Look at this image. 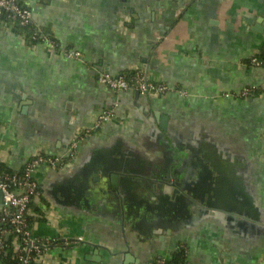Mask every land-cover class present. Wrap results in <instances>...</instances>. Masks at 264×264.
<instances>
[{"label":"crops","instance_id":"0c3cea01","mask_svg":"<svg viewBox=\"0 0 264 264\" xmlns=\"http://www.w3.org/2000/svg\"><path fill=\"white\" fill-rule=\"evenodd\" d=\"M19 1L59 49L0 22V162L58 157L34 172L32 234L83 238L38 264H155L182 247L191 264H264V0ZM101 72L169 91H114Z\"/></svg>","mask_w":264,"mask_h":264},{"label":"built area","instance_id":"2783aa9c","mask_svg":"<svg viewBox=\"0 0 264 264\" xmlns=\"http://www.w3.org/2000/svg\"><path fill=\"white\" fill-rule=\"evenodd\" d=\"M3 14H7L11 20L18 21L23 27L34 25L32 11L21 5L19 0H0V16ZM39 34L41 42L48 45L49 49H59L56 40L46 34ZM63 53L67 57L83 61V55L79 51L65 49ZM251 62L254 66H263V62L256 57ZM98 82L114 91L138 92L143 96L150 94L163 96L169 91L166 84L149 81L138 72L119 76L101 72L98 75ZM251 95L252 92L249 89H245L241 94L242 97ZM113 114L112 111L103 112L100 121L111 118ZM59 162L58 157L38 154L22 166L19 170L20 175H9L0 171V257L11 249L13 256L20 264H31L32 260L38 264L40 257L49 250L47 248L45 251L41 250L39 244L46 246L54 239L44 241L35 239L29 221L33 216L32 205L36 199L41 197V190L34 179V172L41 165L56 166ZM9 241L11 242L8 243ZM63 241L68 248L83 243V238L74 236ZM32 252H36V257H32ZM0 264H2L1 261ZM155 264H169V262L167 259L159 258ZM187 264L191 263L188 261Z\"/></svg>","mask_w":264,"mask_h":264},{"label":"trees","instance_id":"16d2710c","mask_svg":"<svg viewBox=\"0 0 264 264\" xmlns=\"http://www.w3.org/2000/svg\"><path fill=\"white\" fill-rule=\"evenodd\" d=\"M20 4L23 5L21 1H20ZM0 22L9 23V24L12 22L13 24H16L18 28H20L21 32H23V34L26 36L28 40H30L31 42H37V43L41 42V39L39 38L40 32H38V29L34 25L23 27L20 25L18 21L11 20L7 14H3L2 16H0ZM36 32L37 34H35ZM257 58L263 62V66H264V51L260 53L257 56ZM0 171L4 174L20 175L19 170H12L11 168L7 167L4 163H1V162H0ZM29 221L32 225V222L34 221V219L30 218ZM10 242L11 241H9L8 243ZM39 247L43 251H45L46 248L47 249H51L54 247L67 248L63 240L50 241L46 244V246L39 244ZM31 255L33 258L36 257V252H32ZM0 261L2 262V264H20L18 259L13 256V251H11V249H9V252L4 253L2 257H0ZM168 262L169 264H187L188 256H187L186 248L183 247L179 249L178 252H174L171 255V258L168 260ZM31 264H36V263L32 260Z\"/></svg>","mask_w":264,"mask_h":264},{"label":"water","instance_id":"95a60500","mask_svg":"<svg viewBox=\"0 0 264 264\" xmlns=\"http://www.w3.org/2000/svg\"><path fill=\"white\" fill-rule=\"evenodd\" d=\"M136 95L139 96V93L136 92ZM109 178V179H108ZM108 180L110 183L108 184ZM118 181L116 176L110 175V177L107 176V174H102V176L95 181V187L97 188V191L99 192V197L103 198V202L107 203V201H112L113 203L117 204V201L120 199V190L118 189ZM179 189H176L174 193L173 200L176 203H183L187 201L190 202L188 199L193 196V194L189 193L188 189L186 188L185 182L182 184H179ZM114 187L116 190L112 189ZM195 199V197H193ZM1 199V195H0Z\"/></svg>","mask_w":264,"mask_h":264}]
</instances>
